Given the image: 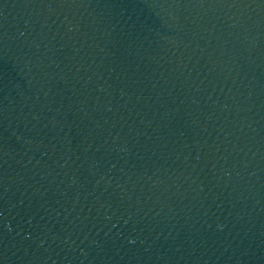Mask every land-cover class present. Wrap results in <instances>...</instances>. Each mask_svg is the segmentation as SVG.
<instances>
[{
  "label": "water",
  "instance_id": "1",
  "mask_svg": "<svg viewBox=\"0 0 264 264\" xmlns=\"http://www.w3.org/2000/svg\"><path fill=\"white\" fill-rule=\"evenodd\" d=\"M0 264H264V0H0Z\"/></svg>",
  "mask_w": 264,
  "mask_h": 264
}]
</instances>
